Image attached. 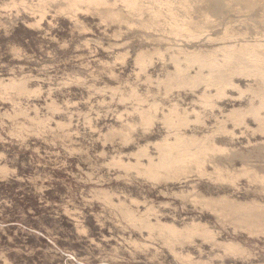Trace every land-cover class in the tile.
Listing matches in <instances>:
<instances>
[{"label": "rangeland", "instance_id": "rangeland-1", "mask_svg": "<svg viewBox=\"0 0 264 264\" xmlns=\"http://www.w3.org/2000/svg\"><path fill=\"white\" fill-rule=\"evenodd\" d=\"M231 1L238 11L225 19L210 8H202L200 13L189 6L188 15L195 17L193 20L199 15L201 20L202 15H208L207 21L201 22L202 27L205 25L201 28L202 36L189 39L180 34L175 36L176 41L192 45L191 48H210L220 42L207 40V37L222 36L225 29L247 31L242 38L248 40H252L257 31L256 36L264 39L261 25L264 0ZM3 2L10 0H0V78L25 76L28 85L41 88V92L38 96L13 93L12 102L0 95V162L13 168L12 172L0 174V264H5L6 260L11 264H181L160 238L145 239L146 233L142 235L122 217L117 207L96 198L92 190L97 188L109 189L127 203L128 197H136L141 203L131 207L137 213L143 211L146 204H153L158 212L152 214V221L157 214L162 220L179 226L193 219L203 220L217 231L220 240L239 242L252 254L247 258L223 256L218 248L199 238H194L192 244L175 245L177 250L189 251L194 260H198L196 264H250L264 260V235L250 236L241 229L235 230L186 197V193L194 189L206 195L227 194L232 198L252 197L264 201V189L259 182L241 176L233 185L195 174L184 181L154 180L107 163L119 155L123 160L133 161L129 153L136 150L138 144L166 133L163 123L156 120L146 132L136 127L129 141L104 137L109 127H117L123 120L137 121L133 109L137 104L129 97L132 88L145 96L144 106L148 101L159 102L158 118L173 101L190 109L192 106L202 109L192 102L204 89L203 85L194 90L174 89L165 95L163 87H156L155 81L148 82L145 74H136L138 68L132 57L138 49L165 46L152 37L157 36L153 35L157 34L155 31L142 25L146 16H128L126 21L127 12L118 2L102 9L104 17L95 9L78 13L82 23L75 24L63 15L53 16L55 3H50L41 26L30 28L25 20H32V15L24 11L22 5L4 8ZM112 10L119 11V15L110 13ZM124 50H128L130 57L115 63V54ZM154 59L147 69L152 78L173 69L168 61ZM253 81L242 76L236 78V83L243 88L248 84L256 86ZM248 93L244 92L238 99L226 96L217 100L221 110L203 108L202 119L206 123H191L185 132L201 135L214 130L216 116L220 117L231 106L246 105L252 97ZM227 94L238 96L239 92L227 89ZM50 98L58 103L59 111L47 109ZM254 103L258 104V99ZM18 107H23L30 116L35 115L36 108L40 117L50 116V119L43 127L27 116L15 118ZM247 118L250 127L257 126L253 118ZM56 120L66 121L68 125L60 128ZM227 127L235 129L236 136L217 132L216 143L231 149L224 153L227 158L221 154L217 160L237 168L249 164L263 173L264 134L259 130H246L244 126L233 127L232 123H227ZM149 153L157 156L153 146L149 147ZM206 168L212 169L209 164ZM113 201L118 203V197H113ZM131 238L149 246L135 248L128 242Z\"/></svg>", "mask_w": 264, "mask_h": 264}, {"label": "bare ground", "instance_id": "bare-ground-1", "mask_svg": "<svg viewBox=\"0 0 264 264\" xmlns=\"http://www.w3.org/2000/svg\"><path fill=\"white\" fill-rule=\"evenodd\" d=\"M118 2L123 5L127 12L126 21L128 20V16H146V22L144 21L142 25H144L146 29L155 31L157 34H152L157 36H151L165 45L164 48L153 46L149 48L151 50L138 49L133 57L131 55L134 65L138 68L136 74L140 75L143 73L148 82L155 81L156 87H163L165 95H168L174 89L185 90V88H189V90H194L199 87V85H203L204 89L196 94L197 99L193 98L194 102L192 103H196V105L201 106L200 108L202 109L208 108L210 111L214 109L221 110V105L217 100L226 96L238 99L241 98L244 92H249L252 97L249 98L250 96H248L249 99L246 105H234L231 106L229 110L225 112L222 111V117L216 116V119H214L216 120V122H214V130L198 135V133H186L185 128L190 126L191 123L205 122L204 119H202V109H198L196 106H192L190 109L187 106H181L178 103L179 101H173L167 107V111L160 110L161 117L158 118L157 113L161 107L159 102L155 100L151 102L148 101L147 106H144L143 103L146 102L147 99L132 88L129 92V97L137 104V106L133 108L137 114V121L123 120L119 126L109 127L103 134L104 137L106 139H114L117 137L124 141H129L131 139V133L136 127L139 126L146 132L153 127L156 120L163 123L166 128V133L153 141H146L143 144H138L136 150L129 153V155L134 158L133 161L123 160L119 155L117 157L113 156L107 163L126 171L134 170L138 174H143L154 180H183L195 174L200 176L206 175L211 179L213 178L214 181L216 180V182L225 181L234 185L239 177L245 176L249 181L259 182L263 190L264 172H259L258 169L249 166V164H243L240 167L238 166V168L221 164V162L217 160V156L221 154L225 155L224 153H226L228 149H231L216 143L214 139L217 132L221 134L225 132L236 136V132H234L235 129L233 130L232 127L228 128L227 123H232L233 127L244 126L246 130L248 128L253 131L259 130L264 134V39H260L256 36V29L258 28L256 27L255 37L251 38L252 40H248L249 38L243 39L247 31H238V33L237 31L232 32L233 30L229 29H225L224 34L216 38L204 35L207 37V40L220 42L219 45L210 48H191L192 45L180 44L176 41L177 39H175V36L180 34L189 39H196L202 36L201 28L205 25L202 27L201 22L207 21L208 15H202L203 21L201 20V15L196 17V20H193L195 17L192 16V18L188 15L190 14L188 10L189 6H193L197 12L202 8H210L213 11H217L221 19H225L229 14L238 11L237 5L235 7V4L231 0H36L31 2L30 0H10V2H3V7L9 8L10 6L15 7L17 5H22L23 10L30 13L33 18L29 21L25 20V24L27 27L34 28L41 26L45 15L49 13V7L52 5L49 6L50 3H55L52 9L53 14H50L53 16L63 15L70 18L75 24H80L82 21L79 20L78 13L86 11L94 12L93 9H95L100 16L104 17L105 13L102 12V9L108 6H115ZM110 13L119 15L120 12L112 10ZM223 21L224 20H221V22ZM14 22L15 21H13V23ZM261 25L264 26V22ZM128 57H130L128 50L118 51L115 54L114 62H124ZM155 57L163 61H168L167 63L172 64L173 69H167L164 74L162 73V77L158 76L152 78L147 69L149 66H152ZM238 76H242L246 78V80H254L255 82H253L256 86L253 87L251 84H248L247 88L240 87V85L236 83V78ZM136 78L138 79V76ZM200 88L201 87H199V89ZM227 89H235L239 92V95H228ZM40 92L41 88L28 85V79L25 76L20 78L9 77L7 80L0 78V95L4 96V99H6V97L7 99L9 98L11 102L12 99H14L12 97L13 93L15 96H38ZM121 98H124V96ZM256 99H258L257 105L254 103ZM15 104L17 103L15 102ZM46 107L51 112L59 111L60 108L58 103L51 98L50 101L46 103ZM17 109L13 115L15 118L17 115L27 116V119H30L31 122H36L35 124L42 125L43 127L50 119V116L40 117L37 114L38 109L36 108L34 109V116H30L26 113L23 107L21 109L18 107ZM191 115H193L194 118H191ZM9 116L10 118L12 117V115H8V117ZM247 117L253 118L257 126L250 127L246 121L248 119ZM56 124L60 128H64L68 125L66 121L60 120H56ZM260 144L262 143L260 142ZM150 146L156 149V157L149 153ZM260 153H262V150ZM1 155L0 158L2 157ZM143 160L146 161L144 162ZM207 164L212 167L211 170L206 168ZM12 170L13 168L9 169L7 165L0 162V174L5 175L10 171L12 172ZM92 191L96 198L101 199L106 204L109 203L117 207L122 217L138 229L141 234L145 232L146 236H143L145 239L160 238L168 251L181 264L197 263L198 260H194L189 251L184 252L183 250H177L175 247L176 244L180 246L192 244L194 238H199L203 243H209L212 247L218 248L223 253V256L230 255L232 257L240 256L246 258L252 256L251 252L241 243L229 239L220 240L217 236V231L211 229L209 224L203 220L196 221L193 219L179 226L173 221L162 220L157 214L155 217L153 216L155 220L152 221V214L158 212L153 204H146L145 209L137 213L131 207L133 204L139 205L141 203L136 197H128L129 202L127 203L109 189L97 188ZM113 197H118V203L113 201ZM186 197L195 205L197 204L202 209L208 210L221 222L230 224L235 230L241 229L250 236L264 235V201L252 197L250 199L232 198L227 194L206 195L194 189L188 191ZM128 242L135 248H145L149 246L146 242H140L132 238ZM5 264L11 263L6 260ZM250 264H264V260L251 262Z\"/></svg>", "mask_w": 264, "mask_h": 264}]
</instances>
